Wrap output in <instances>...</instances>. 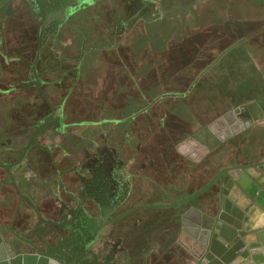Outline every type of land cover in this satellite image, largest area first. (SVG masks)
Instances as JSON below:
<instances>
[{
	"label": "flooded vegetation",
	"instance_id": "flooded-vegetation-1",
	"mask_svg": "<svg viewBox=\"0 0 264 264\" xmlns=\"http://www.w3.org/2000/svg\"><path fill=\"white\" fill-rule=\"evenodd\" d=\"M138 1L139 9L135 0H0V208L7 206L1 217L8 207L15 211L13 225L0 233L17 255L55 248L67 237L58 229L64 214L78 210L83 234L100 231L106 255L124 251L128 264L122 244L134 216L142 215L134 224L143 222L152 207L164 206L175 244L171 257L156 264H181L190 256L180 240L183 212L216 194L211 183L220 172L251 164L232 157L249 129L230 138H223L225 122L216 126L221 138L210 129L231 112L244 125L247 114L237 111L251 103L215 115L201 140L200 130L174 138L165 108L154 110L161 99L146 100L132 37L140 23L162 21L170 7L165 0ZM178 8L172 5L173 15L181 14ZM195 84L169 96L192 112L195 103L185 102L196 94ZM183 143L186 157L177 151ZM146 171H188L192 186L197 171L216 173L182 197L178 186L168 191L155 180V191H148ZM151 200L160 202L151 206Z\"/></svg>",
	"mask_w": 264,
	"mask_h": 264
},
{
	"label": "rangeland",
	"instance_id": "rangeland-1",
	"mask_svg": "<svg viewBox=\"0 0 264 264\" xmlns=\"http://www.w3.org/2000/svg\"><path fill=\"white\" fill-rule=\"evenodd\" d=\"M164 2L165 8L170 7L168 15L146 26L140 23L137 35L132 37V48L135 60H140L136 62L142 72L141 85L145 83L148 89L146 100L161 99L154 110L165 108V124L173 137L184 138L191 131L200 130L197 137L203 140L206 133L202 127L230 106L252 101L264 109V60L260 61L264 49L259 55L248 40L257 34L264 41L260 35L264 30V0ZM134 3V9L143 6L138 0ZM172 5L183 9L181 14L173 15ZM108 40L100 44H107ZM256 62L261 65L260 73ZM194 82L196 94L184 101L195 103L189 112L180 99L169 95L183 92ZM262 112V119L244 134L246 141L240 153L232 155L233 159L237 157L247 164L264 158ZM213 144L218 145L216 141ZM178 184V196H188L195 189L188 175ZM101 235L99 231L88 248L97 246Z\"/></svg>",
	"mask_w": 264,
	"mask_h": 264
},
{
	"label": "water",
	"instance_id": "water-1",
	"mask_svg": "<svg viewBox=\"0 0 264 264\" xmlns=\"http://www.w3.org/2000/svg\"><path fill=\"white\" fill-rule=\"evenodd\" d=\"M254 109L260 112L257 103L238 109V113L243 111L247 114L248 121L244 125L239 122L237 126L236 113L231 112L210 126L212 133L221 138L216 126L224 122L228 138L250 129L262 119L261 116H253ZM185 143L177 147V151L186 157L182 152ZM213 183L218 186L216 194L203 205L185 210L180 217V240L191 256L184 257L182 264H264V162L244 166L237 171H222ZM78 213V210H68L64 214L65 222L58 225L59 231L67 234L64 241L58 240L57 246L52 248L48 241L43 240V244L48 245L47 250L35 255L15 254L12 245L0 233V264L127 263L124 251L118 256L113 253L106 255L109 249L106 241L101 240L97 246L88 248L97 234L92 237L83 234L82 218ZM51 235L57 236V230Z\"/></svg>",
	"mask_w": 264,
	"mask_h": 264
},
{
	"label": "crops",
	"instance_id": "crops-1",
	"mask_svg": "<svg viewBox=\"0 0 264 264\" xmlns=\"http://www.w3.org/2000/svg\"><path fill=\"white\" fill-rule=\"evenodd\" d=\"M261 37L264 39V30L260 32ZM261 39L259 35H250L248 40H251L253 43V48L255 52H258L259 55L264 49V41ZM264 60V54L261 55L260 61ZM260 63V62H259ZM257 72L261 70V65L256 62ZM260 73V72H259ZM248 103L254 104L256 102L249 101ZM247 104V103H246ZM259 106V104H258ZM260 112L258 110H254L258 117H263L264 109L259 106ZM222 136V135H221ZM223 138L228 137V132L223 134ZM264 158L261 160H256L250 162L251 164L263 163ZM216 171H197L195 173V178L193 179V186L195 189H200L206 182L210 180L213 174ZM145 175L148 177L147 182H144V186L147 187V190L151 193L155 191V185L157 181L160 185H163L168 191L176 189L179 185L180 179L182 180L185 175H188L189 179L191 173L188 171H146ZM155 180V181H154ZM158 200L149 201L151 206H156L159 204ZM166 201H161L162 205H165ZM4 205L0 208L3 216ZM7 207V206H6ZM5 207V208H6ZM161 207L154 209L152 207L149 216L143 222H138L137 218L142 215H136L133 219V231L130 236H127L123 239L122 246L127 248L129 252V256L132 259L131 264H156L159 257H171L172 251L174 250V240L175 235L172 231L173 220L169 218L170 213L167 212V209H162ZM0 213V229L5 227L6 225H13V218L15 211L13 208H7V216L1 217ZM170 261V260H169ZM182 264V263H181Z\"/></svg>",
	"mask_w": 264,
	"mask_h": 264
},
{
	"label": "bare ground",
	"instance_id": "bare-ground-1",
	"mask_svg": "<svg viewBox=\"0 0 264 264\" xmlns=\"http://www.w3.org/2000/svg\"><path fill=\"white\" fill-rule=\"evenodd\" d=\"M253 113H254V114H253L254 117H258L257 114L254 112V110H253ZM227 132H228V131H227ZM228 135H229V133H228Z\"/></svg>",
	"mask_w": 264,
	"mask_h": 264
},
{
	"label": "trees",
	"instance_id": "trees-1",
	"mask_svg": "<svg viewBox=\"0 0 264 264\" xmlns=\"http://www.w3.org/2000/svg\"><path fill=\"white\" fill-rule=\"evenodd\" d=\"M184 257H185V258H186V257L188 258V256H187L186 254L184 255Z\"/></svg>",
	"mask_w": 264,
	"mask_h": 264
}]
</instances>
